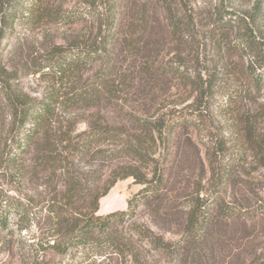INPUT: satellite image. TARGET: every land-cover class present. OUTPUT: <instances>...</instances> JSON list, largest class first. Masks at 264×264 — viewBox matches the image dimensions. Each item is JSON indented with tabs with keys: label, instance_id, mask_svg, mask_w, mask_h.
<instances>
[{
	"label": "trees",
	"instance_id": "trees-1",
	"mask_svg": "<svg viewBox=\"0 0 264 264\" xmlns=\"http://www.w3.org/2000/svg\"><path fill=\"white\" fill-rule=\"evenodd\" d=\"M119 6L120 0H81L67 8L56 0H0L4 21L97 25L93 42L54 44L34 60L35 73L64 86L40 100L14 90L11 74L5 78L1 71L0 50V121L8 127L0 138V172L15 192L0 197V250L10 247L14 225L20 232L34 225L38 256L30 264H95L110 255L145 264L120 226L146 207L154 221H167L180 234L174 241L146 234L169 264H264V251L248 249L250 235L237 236L233 228L238 222L249 228L254 212L239 179L250 157L264 168V107L245 110L246 99L255 103L246 90L218 85L214 71L205 69L207 47L224 64L225 75H239L228 62L239 55L249 84L264 86V37L256 26L261 9L241 18L222 9L203 21L185 1L144 0L128 17ZM197 29L205 30V41L197 39ZM163 34L175 43L167 57ZM4 37L0 31V43ZM95 63L99 69L84 79L85 68ZM175 86L192 94L167 96ZM130 99L135 105L126 109ZM218 105L226 106V123L214 121ZM92 106L86 127L76 132L71 115ZM212 121L217 132L207 126ZM205 127L211 137L204 144L206 163L193 134ZM231 130L238 136L232 147L225 136ZM189 145L197 147L202 170L193 181L178 159ZM128 178L141 188L127 208L98 214L100 199ZM78 254L80 260H73Z\"/></svg>",
	"mask_w": 264,
	"mask_h": 264
},
{
	"label": "rangeland",
	"instance_id": "rangeland-1",
	"mask_svg": "<svg viewBox=\"0 0 264 264\" xmlns=\"http://www.w3.org/2000/svg\"><path fill=\"white\" fill-rule=\"evenodd\" d=\"M81 0H56V3L63 4L64 7H72L76 5ZM144 0H120V15L128 17L129 14L133 12V7L138 6ZM150 1V0H149ZM158 0H153L154 3H157ZM178 2L185 1L188 6L192 9L193 15L195 14L196 19L202 18L203 21H209L211 15L218 10H228L234 13V16L237 18L245 17L247 14L254 12V8L258 7L259 13L257 16L256 26L261 30L262 36L264 37V0H177ZM156 6V5H154ZM152 9L153 7L150 6ZM154 10L150 11L152 15ZM158 14L157 18L160 20L163 19L164 13L156 12ZM165 18V17H164ZM0 31L5 36L0 43L1 50V64L2 72H5L4 77L7 78L8 74H11V84L14 90L18 94H27L34 99H42L46 94L52 92L55 88L64 87L62 84H58L53 80L43 78L40 73H35L34 60L41 58V55H44L47 49H49L54 44H63L67 46H72L75 44H80L83 42H93L96 24H92V21L88 22H79L73 25H61L58 23L50 21L42 22H32L29 19H19L4 21L0 18ZM92 26V27H91ZM197 39L200 41H205V30L197 29ZM161 35V34H160ZM164 35V51L162 55L167 57L166 51L169 48H175V43L169 39L165 34ZM162 37V36H161ZM120 40L123 38V35H120ZM206 42H208L206 40ZM122 45L118 47V51ZM170 50V49H169ZM170 56V55H169ZM228 62L231 63V68L237 67L240 69L239 75L228 74L225 75L224 64L220 61V58L213 52L210 47H207V62L205 64L206 73L214 71L215 75L218 77L219 84H229L232 88L237 89L238 86L243 87L246 90V95L249 94L252 100L254 99V104L249 103L248 99L244 102V109H252V112L257 110L258 107H264V86L261 89H256L254 86L249 84V80L246 76V70L243 61L239 55H235ZM246 63V61H245ZM228 67V70L229 68ZM230 68V69H231ZM99 69V63L88 65L85 68L84 79H87V76L93 74ZM230 71V70H229ZM7 72V73H6ZM224 73V74H223ZM204 74V73H203ZM206 76V74H205ZM227 82V83H226ZM171 94H192L189 91V88L182 89V87L173 88L167 96L171 97ZM196 94V93H193ZM223 94V93H217ZM180 96V95H179ZM162 97H166V94H163ZM216 100L219 104L224 102L223 97L217 95ZM131 99L125 103V108H132L135 104L131 103ZM190 102V101H188ZM187 101L184 103L186 104ZM128 105V106H127ZM220 106V105H218ZM96 107L92 106L89 108H79L76 110L70 118H73L75 122L76 132L83 130L86 127V120L84 117L90 114V111H95ZM226 106L222 105L220 108H216L214 113V121L217 123L222 122L226 123ZM75 114V115H74ZM1 120V119H0ZM208 122V127L211 126V130L217 132V129L214 128V124ZM6 123V121H5ZM1 123L0 121V138H5L7 134V125ZM231 125V124H230ZM261 130L260 133H263L264 122L259 126ZM262 128V129H261ZM210 131H207V127L203 130L194 131V140L198 143V148L200 151V160L206 163V154L205 146L206 142H210ZM225 136L229 137V145L235 146L238 144L236 139L238 136L235 134L234 130H231L228 133H225ZM186 134L182 137L184 141ZM235 148V147H234ZM236 150V148H235ZM235 152V151H234ZM240 154V152H239ZM178 159L183 162V165L189 170L190 178L196 180L198 174L202 173L200 160L197 157V147L189 145L188 147H183L180 150ZM181 162V163H182ZM204 163V164H205ZM190 168V169H189ZM239 187L245 193L247 198L251 199L252 207L254 212L252 213V219L249 220L247 228L244 224L236 223L233 225L234 230L237 231V236L247 237L245 241H248L249 248L258 246L261 250L264 251V168L258 166L255 161L250 157L246 166V170L243 171L242 177L239 179ZM28 187L32 186V183L29 184L28 180L25 182ZM206 183V178L203 179V184ZM141 185L133 183L132 178L122 179L116 182V184L110 189V191L100 199L98 214L106 215L113 211L125 210L127 208V200L136 192L139 191ZM240 193V192H239ZM15 195L13 189H11V183L9 178L5 177L0 172V197ZM4 199L3 197H1ZM5 200V199H4ZM3 200V202H4ZM12 223H15L17 220L16 216L10 217ZM168 220H170L168 218ZM155 222V223H154ZM135 227L145 231V235L139 234ZM15 228V235L12 238V243L10 247L6 250H0V264H30L38 256L36 253L33 244L36 241V227L32 225L29 232H20ZM121 233L125 237L133 238L136 250L138 251L140 261L145 264H169V256L164 253H159L154 246L150 243V238L147 236H153L155 238L157 235H162L166 240H176L180 237V234L176 232V228L172 227L167 221L161 222L158 224L153 220L152 215L150 214L148 208L141 207L138 211L137 217L131 221L127 222L120 226ZM147 234V236H146ZM158 237V236H157ZM156 237V238H157ZM252 240V242H250ZM229 249H226L225 253L227 254ZM53 258L52 254L48 258ZM81 254H78L73 260H80ZM67 256L65 260H71ZM97 261L95 264H136L133 257H122L116 255L110 256H100L96 258ZM94 261V260H89Z\"/></svg>",
	"mask_w": 264,
	"mask_h": 264
}]
</instances>
